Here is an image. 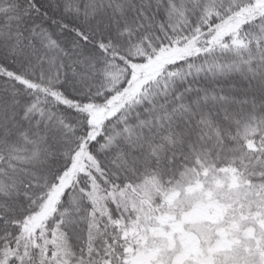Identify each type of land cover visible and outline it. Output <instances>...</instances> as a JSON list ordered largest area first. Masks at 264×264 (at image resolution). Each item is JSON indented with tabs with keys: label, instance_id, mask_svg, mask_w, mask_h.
Here are the masks:
<instances>
[{
	"label": "snow or ice",
	"instance_id": "1",
	"mask_svg": "<svg viewBox=\"0 0 264 264\" xmlns=\"http://www.w3.org/2000/svg\"><path fill=\"white\" fill-rule=\"evenodd\" d=\"M0 264H264V0H0Z\"/></svg>",
	"mask_w": 264,
	"mask_h": 264
}]
</instances>
